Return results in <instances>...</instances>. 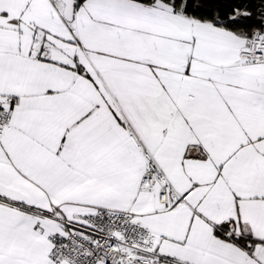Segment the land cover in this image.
I'll return each mask as SVG.
<instances>
[{
    "label": "snow or ice",
    "instance_id": "snow-or-ice-1",
    "mask_svg": "<svg viewBox=\"0 0 264 264\" xmlns=\"http://www.w3.org/2000/svg\"><path fill=\"white\" fill-rule=\"evenodd\" d=\"M0 264H264V0H0Z\"/></svg>",
    "mask_w": 264,
    "mask_h": 264
}]
</instances>
